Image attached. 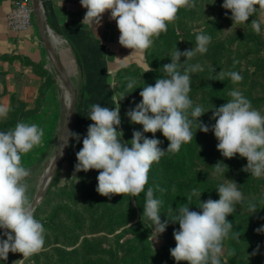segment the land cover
Segmentation results:
<instances>
[{
  "label": "clouds",
  "instance_id": "1",
  "mask_svg": "<svg viewBox=\"0 0 264 264\" xmlns=\"http://www.w3.org/2000/svg\"><path fill=\"white\" fill-rule=\"evenodd\" d=\"M86 14L83 21L100 22L105 13L116 22L120 33L118 42L133 51L149 49L154 38L167 32L168 24L177 19L181 8L195 7V0H80ZM222 7L230 10L233 24H244L258 9H264V0H223ZM259 19L251 20V28L261 32ZM195 47L180 51L177 47L170 54L171 62L161 67L163 75L156 78L154 85L145 84L139 92L142 98L134 108H129L126 116L133 124L142 125L143 131L134 130L130 141L123 140L120 130V107L110 109L95 103L89 106L87 117L93 122L87 128L82 147L76 153L75 172L97 170L96 191L105 197L129 195L136 197L145 193L142 220L155 226L157 235L165 232L169 223L178 224L173 237L176 246L170 249L176 264H221L223 244L230 234L239 239L233 231L228 217L242 204L244 195L234 180L226 179L218 185L219 199L201 201L203 192L193 188L187 196V203L175 209L168 208L167 219L161 220L163 201L156 197L157 191L164 192L159 185L147 187L149 172L153 163H159L166 153L178 152L182 144L193 139V124L201 132H213L218 141L217 150L226 159L237 154L246 158L247 164L241 170L259 179L264 177V113L252 106L251 101L237 90H229L226 103L210 109L209 125L200 121L206 112L200 105L193 106L191 73L202 71L200 64L187 65L197 53L207 52L211 36L199 32L195 35ZM181 57L185 60L181 63ZM239 61L234 60V65ZM147 71H151L149 68ZM146 71V72H147ZM220 81L225 77L235 83L243 80L237 71L219 72ZM137 81L128 78L126 90L136 87ZM7 110L0 107V117H6ZM169 141L166 150L162 141L155 138L157 132ZM63 143L59 154L69 146V140L80 142L77 132L63 129ZM145 133L153 134L152 138ZM44 129L38 124L17 122L14 128L0 131V229L6 239H0V259L6 261L9 252L20 253L24 261L39 254L45 247L46 229L36 218L35 209L28 195L27 178L31 170L22 163V156L42 144ZM130 145V146H129ZM214 173L225 175L228 165L217 162ZM227 170V171H226ZM175 186L173 185V191ZM193 197L197 210H191ZM249 210L255 213L256 204L249 202ZM264 232V226L257 229ZM259 246H257V250ZM256 251L252 255L256 254Z\"/></svg>",
  "mask_w": 264,
  "mask_h": 264
},
{
  "label": "rangeland",
  "instance_id": "2",
  "mask_svg": "<svg viewBox=\"0 0 264 264\" xmlns=\"http://www.w3.org/2000/svg\"><path fill=\"white\" fill-rule=\"evenodd\" d=\"M222 4L223 0H195V7L181 8L177 14V19L168 24L167 32L161 33L158 38H154L153 45L145 50L143 60L133 63L132 68L117 75L115 91L117 105L120 107V130L124 133V141L132 139L134 130L143 131L142 125L131 123L126 116L127 110L134 108L141 101L142 98L139 92L142 90V87L145 84L154 85L156 78L163 75V72L161 74L155 73L163 65L171 62L170 54L176 47L180 51L195 47V35L199 32L210 35L211 42L207 46L208 50L206 53H197L191 60L187 61V65L200 64L203 69L202 71L190 74L191 92L189 96L193 101V106L200 105L205 111L219 107L230 99L227 95L228 91L237 89L249 100L254 99L252 106L264 113V23L261 24V32L259 34L255 33L251 28L252 19L264 21V9H258L257 13L244 24H233V20L230 18V10L223 9ZM184 60L185 58L181 57V63ZM234 60L239 61V63L234 65ZM149 68H151V71H147ZM233 68L242 75L243 80L234 84L230 78L225 77L223 81H220L219 72L233 71ZM149 73L150 76L148 75ZM128 78L137 81L136 89L126 90ZM216 93L223 96L220 100V105H217L218 100L214 102L212 97H208L214 96ZM211 116L212 111L210 110L199 119L211 127L215 123L214 120L210 119ZM3 128L6 129L5 127ZM192 131V141L182 144V146L184 148H193V151L200 158H207L205 163L199 158L201 163L212 164V158L221 155L217 150L218 141L213 132H201L197 129L195 123L193 124ZM144 135L148 138H152L153 136L151 133H145ZM155 138L162 141L160 145L162 149L165 150L168 147L169 141L162 133L158 131L155 134ZM58 145L54 149L55 152ZM77 150L78 148L75 149L72 143L69 144L57 170L59 172L58 180L57 184L53 187V192L51 194L46 193L47 195H45L38 208H35L38 211L35 215L36 218L41 222H46L44 225L46 229L45 247L39 254L26 259L24 264H100L103 260H107L104 254L101 253V250L104 248L109 247L117 251H124L132 244V248L135 246L137 247L135 250L139 251L141 247H145L146 243L139 245H137L138 242L126 243L125 241L124 243V240H127L126 237L129 236L128 232L130 228L138 226H140L139 230H145L150 242L148 248L145 250V253L149 255L148 262L154 264L156 261L162 260V258L166 259L169 257L165 264H176V261L170 254V249L176 246L173 231L174 229H178L179 225L169 223L165 232L157 235L155 226L146 219L142 220L140 207H138L134 197L129 195H113L112 197L121 199L122 201V204H116L115 208L114 201L110 198L105 201L108 207H104V205H99L98 207L90 205L85 197L95 192L93 184L97 183L99 172L97 170L75 172L74 166L77 163L76 153L79 151ZM73 151L76 152L73 153ZM70 152L73 154H69ZM52 157L53 154L49 155L47 162L40 161L33 166L27 167L31 170V175L27 178L29 184L28 195L31 202L47 174L50 165L48 162L53 159ZM234 158L240 164L239 166H241L237 168L239 175L243 176L244 173L246 176H249L244 182L240 179L237 180V178L233 179L239 185L245 198V201L242 203L243 205L240 204L238 206V210L242 212L246 208L249 209V202L264 201V177L257 179L249 173L242 171L241 169L247 164L246 158L240 157L239 154ZM22 162L24 164L23 159ZM24 166L26 167V165ZM173 173L174 166L169 156L165 154L159 163H153L148 174L151 180V184H149L151 187L159 185L160 188L166 189L164 192L157 191L155 193L157 198H163L166 203L174 196L180 194L176 188L173 191V186L170 182V177ZM224 181L226 182V179ZM56 198L58 199L56 200ZM57 206H60L61 210H64L60 216L62 219H50ZM67 208L79 212L83 219L81 226L72 225L71 232L67 233L69 236L68 245L64 242L66 239L59 234L58 223L64 222L66 226L71 228V222L67 217L69 214ZM113 209L121 215L126 216L121 226L116 227L113 231H107L106 228L111 224L108 221L109 217H107V214H115L116 212ZM101 212L106 213L103 218H101ZM166 215L168 213L164 214L165 219H167ZM95 219L96 221H93ZM49 221L52 223L50 224ZM116 222H113L114 225H116ZM91 227H95L94 231H89ZM2 233L3 230L0 229V239H6ZM263 236L264 233H261L258 235V238ZM86 239L92 241L95 246L90 247L86 243ZM224 242L223 251L220 256L221 264H230V256L234 254L233 249L235 246L231 243V237ZM56 248H62L70 252V255L66 253L63 257ZM136 255L137 252L133 256L136 258ZM21 259H23L22 254L9 252L8 259L6 261L0 259V264H13L14 261ZM136 262L139 263L138 260ZM181 264H184V262H181Z\"/></svg>",
  "mask_w": 264,
  "mask_h": 264
},
{
  "label": "crops",
  "instance_id": "3",
  "mask_svg": "<svg viewBox=\"0 0 264 264\" xmlns=\"http://www.w3.org/2000/svg\"><path fill=\"white\" fill-rule=\"evenodd\" d=\"M13 1L0 0V107L7 110L6 117L0 119H6L12 108L23 104L17 120L44 129L42 144L22 156L24 165L29 167L47 162L49 155L56 153L70 96L54 69L35 16L26 30L16 31L8 25ZM42 4L56 53L76 91L74 132L80 134L81 140H71L70 144L81 148L87 128L93 123L87 117L89 106L100 103L110 109L118 107L117 73L141 62L145 51L132 52L119 44L120 33L110 13L103 15L99 25L83 21L87 10L80 0H42Z\"/></svg>",
  "mask_w": 264,
  "mask_h": 264
},
{
  "label": "trees",
  "instance_id": "4",
  "mask_svg": "<svg viewBox=\"0 0 264 264\" xmlns=\"http://www.w3.org/2000/svg\"><path fill=\"white\" fill-rule=\"evenodd\" d=\"M224 9V8H223ZM133 63L125 68H122L117 75H119L121 72L132 68ZM159 71V72H158ZM155 74H161L162 69L159 68ZM233 71H235V68H233ZM150 76V73L148 74ZM157 76V75H156ZM117 77V76H116ZM212 97L214 99V102L218 100V104L220 105V100L223 98L221 94H214V96H208ZM254 99H250L251 103L253 104ZM24 107V105H18L17 108H12L10 115L6 119H0V131H7L11 129L12 126H14L19 120H17L18 113L20 108ZM14 109V110H13ZM2 126V128H1ZM5 127L6 129H4ZM4 129V130H3ZM167 148H165L166 150ZM195 149V148H194ZM80 150V148H78ZM77 150V151H78ZM76 151H73V153ZM70 152L69 154H73ZM166 155L169 156L170 161L172 165L174 166V173L170 177L171 185L175 186V188L180 192V194L174 196L170 199V201H166L161 198L163 201V204L161 206V219L162 221L165 220L164 214L168 213V208H176L180 204L187 203V196L191 193V190L193 188H198L201 192V201H206L207 199L211 198L213 200H218L219 196L216 191L218 185L225 183L224 179H230L233 180L234 178H237V180H241L242 182L246 181L249 176H246L243 173L242 175H239L237 168L241 167L240 164L236 162L235 158L232 159H226L222 155L213 157L212 164H203L199 161L200 156L196 154L195 151H193V148L186 147L184 148L181 146L180 150L175 153H166ZM204 163L207 158L202 157L200 158ZM217 162H223L224 164L228 165V171L225 173V175H218L214 173V166ZM209 170V171H208ZM58 174L54 176L52 179V182L50 183V186L47 189V194H51L53 192V187L57 184L58 180ZM151 184V180H148V185H146V188L149 187ZM247 186V184H245ZM95 192L92 193L90 196L85 197V199L88 200L90 205L98 207L99 205H104L108 207L107 204H105V201L109 199V197H105L100 195L96 191L97 183L93 184ZM245 186V187H246ZM151 187V186H150ZM46 194V195H47ZM206 196L208 197L206 199ZM58 198H56L57 200ZM111 200L114 201V208L116 207V204H122L121 199L111 197ZM55 200V199H52ZM124 200V199H123ZM135 202L137 203L138 207H140L142 213H143V206L145 202V193H141L140 195L134 197ZM245 201V200H244ZM256 203L257 211L253 213L248 208L244 209L242 212L238 210V206H236V212L233 213L232 216H229V221L233 224V231L238 232L241 236L239 239H235L231 237V234L229 237H231V243L234 247L233 252L234 254L230 256V264H264V236L261 238H258V235L264 232H257L258 228H261L264 226V201L258 202L253 201ZM197 203V200L195 197H193L191 210H197L195 205ZM243 205V204H242ZM39 206V205H38ZM36 207V209L38 208ZM35 209V215L38 213ZM96 209V208H95ZM243 209V207H242ZM68 211V218L71 222V228L69 226H66L64 222H58L59 223V234L62 235L66 239V245L69 244V236L68 232L72 230V225L74 226H81L83 223V219L79 212H75L73 210H70L67 208ZM95 211V210H94ZM113 211H115L113 209ZM64 210H61L60 206H57L56 210L54 211L53 215L50 219L54 220H61L60 218L61 213H63ZM115 214H107V217H109L110 225L106 228L107 231H113L116 227L121 226L122 223H124V217L126 215H121L119 212L115 211ZM112 216H110V215ZM101 218H103L106 213L101 212ZM93 221H96L93 220ZM114 221L116 222V225H114ZM43 225L46 224V222H43ZM51 224L52 222L49 221ZM56 223V225H58ZM96 227V226H95ZM95 227H91L89 231H94ZM140 226L136 228H130V231L128 232L129 236H127V240H124V243L127 242H138L137 245L146 243L145 247H141V249H137V247L133 246L132 244L124 251H117L113 248H104L101 250V253L104 254V257L107 260H103L102 262L104 264H151L148 262L149 255L145 253V250L148 248V244H150L149 239L145 233V230H139ZM119 236V235H118ZM242 237V238H241ZM117 238V237H116ZM63 242V241H62ZM86 243L89 244V246H95L92 241L89 239H86ZM225 243V242H224ZM241 248H240V246ZM257 246H259V250H257ZM56 250L61 253V256H65V254H69L70 252L63 250L62 248H56ZM256 251L255 255H252V253ZM137 252L136 258L133 256L134 253ZM169 259L167 257L166 259L162 258V260L156 261L154 264H165V262ZM138 260L139 263L136 262ZM100 262V264H103Z\"/></svg>",
  "mask_w": 264,
  "mask_h": 264
},
{
  "label": "water",
  "instance_id": "5",
  "mask_svg": "<svg viewBox=\"0 0 264 264\" xmlns=\"http://www.w3.org/2000/svg\"><path fill=\"white\" fill-rule=\"evenodd\" d=\"M32 5H33V10H34V16L36 19V22L38 24L39 30H40V35L41 38L45 44V47L48 51V54L50 56V59L53 63L54 69L56 71V73L58 74L59 78L61 79V81L63 82V84L66 86V88L68 89L69 92V105H68V114H67V118L66 121L64 123V126L62 128V132H61V136L64 134L63 133V129L65 127L66 130H71L74 131V126H75V115H76V106H77V95H76V91L73 85V82L71 80V78L69 77L64 65L62 64L60 58L58 57L54 44H53V40L51 38V32H50V28L48 26V23L46 21L45 18V14H44V7L42 4V0H32ZM60 136V138H61ZM71 139L69 140V144H70ZM63 141L62 139L59 140V145L57 148L56 153L53 156V159L49 165V168L47 170V174L45 176V178L42 181V184L38 190V192L36 193L32 203V206L34 207V209L42 202L43 198L46 195L47 189L50 185V183L52 182V179L54 177V175L56 174L59 165L61 163V161L64 158V155L67 151V148L63 149V156H61L59 154V148L62 145Z\"/></svg>",
  "mask_w": 264,
  "mask_h": 264
},
{
  "label": "built area",
  "instance_id": "6",
  "mask_svg": "<svg viewBox=\"0 0 264 264\" xmlns=\"http://www.w3.org/2000/svg\"><path fill=\"white\" fill-rule=\"evenodd\" d=\"M72 2L74 0H59ZM7 21L10 28L16 31L28 29L34 23L32 0H14L8 12Z\"/></svg>",
  "mask_w": 264,
  "mask_h": 264
}]
</instances>
